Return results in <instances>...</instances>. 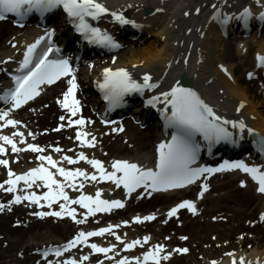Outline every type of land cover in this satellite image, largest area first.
I'll use <instances>...</instances> for the list:
<instances>
[{"label": "snow or ice", "instance_id": "1", "mask_svg": "<svg viewBox=\"0 0 264 264\" xmlns=\"http://www.w3.org/2000/svg\"><path fill=\"white\" fill-rule=\"evenodd\" d=\"M260 2L261 0H257L258 4ZM211 7L215 10L213 20L224 27L226 32L233 16L221 11L215 3ZM59 9L67 14L68 21L74 31L79 34L81 43L86 42L88 45L108 51H119L124 45L110 31L99 26L98 22L102 17H110L113 22L120 25H131L136 29L142 28V25L134 19H130L123 11L110 9L101 0H0V20H5L9 14H12L16 17L18 26L24 27V22L31 15L39 14L43 19L46 14ZM196 11L199 13L200 9L197 8ZM252 17L251 8L245 7L236 18L247 28ZM259 20L264 21V12L260 13ZM55 35L54 28H45L42 35L25 45L18 66L13 72H9L13 86L4 89L0 94V102L10 105V107L0 108V130L8 126L15 129L11 135L0 133V166L6 168L8 177L0 182V189L14 194L6 204L0 203V211L5 208L10 210L12 204H21L27 201L30 206L35 205L40 209L32 213L36 217L41 219L69 217L76 224L84 225L88 223L89 217L95 218L97 213H111L114 209L125 207V201L122 199L102 198L103 188H97L94 195L88 194L84 191L86 183L111 182L116 189L122 188L127 197H131L138 189L142 190L138 195L151 197L154 192L184 189L201 181L198 196L202 199L209 190L210 185L207 180L210 176L215 173L237 170L250 176L258 186L257 191L264 194V163L249 164L243 159L224 160L216 167L200 163L203 150L206 149L208 154L212 155L213 148L221 143L237 147L240 141L245 139L246 133L252 138L256 152L264 157V134L250 127L242 116L230 119L218 113L215 107L206 102L197 90L184 86L180 80H176L168 90L160 91L146 99V104L159 112L165 133L169 137L159 143L154 167H145L127 159H114L110 165L111 170H109L104 161L89 157L85 151H79L73 156L66 154L59 145L49 146L54 153L59 154L57 159L53 154H47L44 146L27 142L25 133L18 127L22 122L14 119L12 113L28 105L30 101H34L46 86H52L64 80L67 87L61 97L57 98V103L66 110L67 114L60 116L59 119L64 123H61L55 131L66 127H75V139L80 142L82 148H95L98 143L96 135L85 130L87 125L94 124L95 121L82 114L83 105L77 95L81 88L78 75L81 57L73 58L65 55L61 46L54 39ZM12 47L16 48L17 44L12 43ZM7 59L11 61L13 57L9 56ZM257 60L259 66L264 68V55H258ZM116 62L117 56L114 55L111 63L115 65ZM0 63L5 62L0 61ZM87 67L91 71L95 68V63L89 61ZM141 67H143L142 63L132 64L131 69L123 66L104 67L95 78V86L105 102V113L101 116L105 125L117 123L109 120L107 113L124 107L128 103L127 97L134 94L145 96L146 93L153 92L158 88L159 83L154 81L150 71L138 74L132 70ZM219 67L231 78V73L226 66L221 64ZM5 71L7 70L5 69ZM248 77L252 79L254 74L249 72ZM245 106V102L240 101L235 111L241 113ZM111 131L123 132L124 127L120 124L113 127ZM28 135L35 139L34 133L29 132ZM20 144L25 146L20 147ZM9 145L12 153L30 150L37 154L35 159L39 161L38 165L29 168L26 172L16 173L10 167L9 159L2 158L7 155L9 151L7 146ZM15 158L17 161L19 160V156ZM80 161L86 162L92 170L89 171L84 167L64 166V162L68 165H77ZM240 183L241 186H247L245 180H241ZM68 189L78 192L79 195L70 196ZM45 208L47 210H44ZM181 209H186L193 215L198 213L194 200L183 199L168 210L167 217L178 218ZM156 216L157 214L153 212L144 216L137 215L133 217L132 221L124 220L122 224L109 223L93 230L81 229L62 246L44 249L42 256L47 260V264H84V262L90 261L89 255H84L82 259L59 258L77 246H87L92 253L103 254L104 259L112 261L113 264H162V261L170 259L173 255L172 252L166 250L165 244L152 245L142 253V256L123 255L117 259L118 245L116 243L101 246L98 243L90 242L92 237H105L107 234L120 242L124 251H131L137 246L143 247L151 240L150 235H145L142 239L126 241L116 229L132 222L143 224L154 221ZM259 218L264 221V213H261ZM213 219H217V217H213ZM164 222L167 223V220ZM17 223L19 224L20 221ZM251 223L254 224L255 221ZM243 235L241 234V238ZM181 239L187 240L188 237L182 236ZM189 251L187 247L175 249V252L179 254H186ZM50 255L57 259L55 261L48 259ZM227 255L232 257V264H237L232 252ZM104 259L97 260L96 264H104ZM212 264H217V262L212 261ZM239 264H251V262H246L245 258L241 256ZM256 264H264V261L258 259Z\"/></svg>", "mask_w": 264, "mask_h": 264}, {"label": "bare ground", "instance_id": "2", "mask_svg": "<svg viewBox=\"0 0 264 264\" xmlns=\"http://www.w3.org/2000/svg\"><path fill=\"white\" fill-rule=\"evenodd\" d=\"M101 2L105 3L106 6L123 11L126 16L135 17L137 20H148V34L151 35V38H155V41L149 42L143 48L131 47L119 52L116 55V64L111 65L109 63L106 66H123L131 69L132 64L142 63L143 67L132 70L138 74L150 71L153 74L154 81H158L160 85L159 91L168 90L179 76L185 73L193 82L192 87L209 104L216 107L220 113L231 119L242 116L246 122L250 123V127L264 133V105L256 94L251 93L250 89H248L250 91L246 90L244 86L247 85V78L241 77L243 68L252 62V54H258L263 51L264 45L240 44L236 47H229L227 50L229 57L227 59L232 61L229 67L233 77V82H230L218 71L217 64L221 62L219 61V56L221 51L224 50V46L222 43L210 40V34H213L215 32L214 29H216L210 21L212 14L211 5L213 3L217 4L219 9H234L236 12L246 6L264 11V6H262L264 5V0H261L259 4L257 0H227V3H225V0H101ZM147 8L154 11V15L149 17V19L144 17V12ZM197 8L200 9L199 13L196 11ZM185 13H188V15ZM237 16L235 15V17ZM10 32L12 30L8 23L0 24V61L7 59L9 56L15 57L16 51L11 48L12 42L16 40L21 44L27 42L17 38L10 45H3L1 41ZM257 33L258 31H254L251 35L252 39L241 41L256 42ZM25 34L29 37L34 36L29 30H26ZM215 40L219 41L220 38ZM249 51L251 53H247ZM97 63L100 64L102 62L98 61ZM258 73V76H261V73ZM210 80H213V82L210 83ZM4 81V76L0 75V82ZM57 88L59 87L56 86L55 89ZM48 99L49 97L45 96L42 98V102H46ZM240 101H244L246 106L242 113L236 114L235 109ZM43 104L39 103L38 106ZM29 107L31 108V106ZM26 112L30 113L28 110ZM54 112H56L57 120L51 117ZM61 115V107H55L52 104L50 105V110L38 113L37 117L27 118L21 114L19 120L25 122L29 131H39L40 134L36 135L35 139L29 138L30 142L43 143V140H46L49 147L57 145L59 141L66 154L75 156L79 151H85L89 157L104 161L105 166L108 168H110L112 160L123 157L141 165H148L151 162V157L153 156L152 145L156 140L154 127L150 126L146 131L140 132L132 126L129 133L126 132L123 136L127 138L126 142H121V135L114 136L111 134L105 136L96 129L93 133L98 140L96 147L82 148L80 142L75 139V129L66 127L61 134L51 132L49 135H41L43 130L52 127L55 123L58 124V117ZM86 116H91V113L86 112ZM35 119L37 120L35 121ZM96 124L95 122L87 125L85 130L92 133L90 128L94 125L98 127ZM132 146L135 148L134 152ZM109 154H112L115 158L109 160L111 159ZM35 156V153L25 152V157L28 159H35ZM64 166L84 167L89 171L92 170L91 166L84 161H80L77 165H68L64 162ZM4 178L5 170L1 167L0 179ZM218 179V183L213 184L210 188V194L206 198L196 197L194 199L198 208L196 215L192 213L187 215V210L181 209L178 218L172 217L160 230V235L168 234V232L174 233L175 236L186 234L188 239L190 238V240L195 242L198 241L199 245L196 248L198 249V254L203 256L202 260H197L198 254L191 253L189 259H184L183 256H180L166 264H211L209 262L211 257L219 264H227L226 261L228 259L226 257H223L221 262L217 256L219 254L222 257L224 254L222 250L225 247L207 250L202 247V243L211 242V234L218 235V241L223 233H226L228 237L234 238L241 230L246 231L248 235L244 239L246 242L245 247L242 246L244 242L239 240L238 247L234 248L235 258L239 259L243 256L247 260L256 256L264 257V233L260 229L262 224L260 222L254 224L247 222L259 211L263 198L256 196L247 186H239L237 181L232 180V176L219 177ZM105 184L107 185L101 186L95 183H86L84 191L93 195L97 188H103L110 195V189L115 187L111 183ZM68 191L70 196L79 195L78 192H74L71 189H68ZM183 193L176 192L172 193L173 195L157 196L152 202L141 203L138 209L150 207L149 210L153 212L161 203L163 205L173 203V207L175 206L174 201L187 199V196ZM3 195L7 196V193L2 194L0 190V201L4 197ZM114 195L121 196L120 193H115ZM76 207L79 208V206ZM31 211L30 206L16 205L11 211L4 210L0 212V264H30L38 256L32 253L33 250L60 244L68 236L74 234L79 227L84 226L73 225L64 218L43 221L44 218L32 216ZM145 212L142 211L140 213ZM213 217H217V219H213ZM114 219L116 220V218ZM17 221H20V223L15 226L13 222L16 223ZM177 221H180V223L177 224ZM155 223L145 226L146 228L143 230L151 231ZM128 236L132 237L133 235L130 234ZM114 243L117 244V241ZM248 245H252V248H249ZM170 251L173 252V248Z\"/></svg>", "mask_w": 264, "mask_h": 264}, {"label": "rangeland", "instance_id": "3", "mask_svg": "<svg viewBox=\"0 0 264 264\" xmlns=\"http://www.w3.org/2000/svg\"><path fill=\"white\" fill-rule=\"evenodd\" d=\"M153 41H154V38H153ZM224 50H225V51H222V52H221L222 54L219 56V58L222 59V60H221L222 62H230V63H232L231 61H229V60L226 58V53H225V52L228 50V48L225 47ZM251 66H252V63H251ZM248 68H250V66H249ZM248 68H246L243 72H241L242 74L240 73V74H241V77H242V76H245L244 74H245V72L248 70ZM244 87L247 89L248 85H246V86H244ZM252 93H255V91H254L253 89H252ZM258 97H259V96H258ZM260 100H261V102H262L263 105H264V99L261 97ZM224 239H226V237H223V238H222V240H224ZM39 242H40V240H39ZM39 242H38V243H39Z\"/></svg>", "mask_w": 264, "mask_h": 264}]
</instances>
